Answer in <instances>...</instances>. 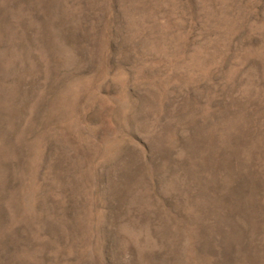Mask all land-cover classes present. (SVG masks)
I'll use <instances>...</instances> for the list:
<instances>
[{
    "label": "rangeland",
    "instance_id": "1",
    "mask_svg": "<svg viewBox=\"0 0 264 264\" xmlns=\"http://www.w3.org/2000/svg\"><path fill=\"white\" fill-rule=\"evenodd\" d=\"M0 264H264V0H0Z\"/></svg>",
    "mask_w": 264,
    "mask_h": 264
}]
</instances>
